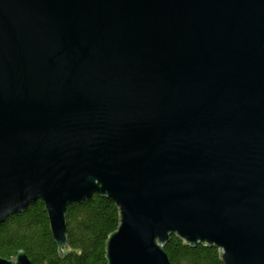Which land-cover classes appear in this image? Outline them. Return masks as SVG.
Wrapping results in <instances>:
<instances>
[{
    "label": "water",
    "instance_id": "water-1",
    "mask_svg": "<svg viewBox=\"0 0 264 264\" xmlns=\"http://www.w3.org/2000/svg\"><path fill=\"white\" fill-rule=\"evenodd\" d=\"M95 193L107 264H172L174 233L264 264V0H0V223L42 199L80 253Z\"/></svg>",
    "mask_w": 264,
    "mask_h": 264
},
{
    "label": "trees",
    "instance_id": "trees-1",
    "mask_svg": "<svg viewBox=\"0 0 264 264\" xmlns=\"http://www.w3.org/2000/svg\"><path fill=\"white\" fill-rule=\"evenodd\" d=\"M68 244L79 247L60 257L53 237L45 202L38 199L26 210L8 216L0 223V256L12 258L24 249L33 264H107L106 240L120 223L115 200L98 193L67 206ZM165 249L172 264H225L216 245L193 246L177 234H171Z\"/></svg>",
    "mask_w": 264,
    "mask_h": 264
}]
</instances>
